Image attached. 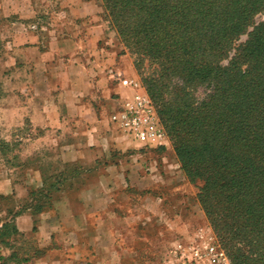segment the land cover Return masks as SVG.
Instances as JSON below:
<instances>
[{
  "label": "rangeland",
  "instance_id": "obj_1",
  "mask_svg": "<svg viewBox=\"0 0 264 264\" xmlns=\"http://www.w3.org/2000/svg\"><path fill=\"white\" fill-rule=\"evenodd\" d=\"M85 1H95L100 6L98 23L105 34L98 42V48L107 47L113 56L122 57L119 64L123 72L121 75L114 71H106V75L94 74L99 84L82 100L84 108L75 113L62 111L59 104L62 97L54 87L48 92L42 88L37 92L33 89L14 90L15 100L24 108H33V102L42 104L46 100V115L49 117L46 122L42 119L32 121L24 109L18 120H0V178L22 180L33 187L23 207L18 206L11 195L0 194V220H9L8 214L29 205L35 210H46L61 194H76L87 181L94 179V184L89 186V195L100 196L101 200L86 208L79 218L84 239L90 232L101 234L103 226L110 225L120 235L123 233L121 240L126 241L124 233L129 229L142 230L143 205L151 217L158 210L162 211V215H156L161 229L170 225L174 230L173 236L163 238L159 264L173 260L172 247L179 241L185 246L212 244L228 264H243L239 256L251 254V248L245 249L239 243L228 244L224 236L214 232L205 214L208 206L203 197L204 185L214 169L209 164L202 169L198 162H190L185 155L176 154L170 133L146 94L134 58L124 48L101 0H0V17L6 15L10 21L26 23L40 34L56 30L61 25L75 27L76 24L83 28L81 24L87 25L89 19H74L70 8L74 3ZM262 24L264 11L252 17L246 31L234 41L235 47L245 44L255 28ZM83 42V52L92 54L94 47H88L85 40ZM232 54L233 50L229 55ZM227 62L223 60L220 65L225 66ZM140 72L142 75V67ZM148 73L145 68L143 76ZM104 77L107 84L121 78L130 94L119 101L116 95H110L109 99L106 94L109 87L104 85ZM27 81L25 75L20 84L22 88L27 86ZM11 83L14 80L10 82L8 73H0V99L10 92ZM208 94L207 87H200L195 98L200 102ZM110 133L120 138L113 140ZM100 177L109 179L111 184H95ZM149 198L155 201L150 202ZM111 211L130 218V221L103 218L105 212ZM0 244L9 247L8 256L3 257L0 253V264H21L46 255L62 258L67 254L61 245L57 247L56 242L40 243L32 235L14 233L10 227L0 232ZM80 252L86 254L85 250Z\"/></svg>",
  "mask_w": 264,
  "mask_h": 264
},
{
  "label": "trees",
  "instance_id": "obj_2",
  "mask_svg": "<svg viewBox=\"0 0 264 264\" xmlns=\"http://www.w3.org/2000/svg\"><path fill=\"white\" fill-rule=\"evenodd\" d=\"M101 2L176 154L214 169L203 196L214 232L251 248L240 263L264 264V24L234 45L264 0ZM200 87L209 94L197 102ZM27 209L42 211L8 214L0 232L16 233L12 218Z\"/></svg>",
  "mask_w": 264,
  "mask_h": 264
},
{
  "label": "crops",
  "instance_id": "obj_3",
  "mask_svg": "<svg viewBox=\"0 0 264 264\" xmlns=\"http://www.w3.org/2000/svg\"><path fill=\"white\" fill-rule=\"evenodd\" d=\"M70 12L76 20L89 19L88 24H81L83 28L76 24L75 27L70 24L67 27L61 25L56 30L40 34L33 31L26 23L18 20L10 21L6 15L0 17V73H8L10 82L14 80V83L10 84V92L4 96L5 98L0 99L1 121L18 120L19 117L21 118L20 111L24 109L29 112L27 114L32 121L42 119L46 122L49 117L46 115V100H43L42 104L33 102V108L30 106L24 108L14 98L16 89H33L37 92L42 88L48 92L49 88L54 87L62 97L59 103L63 108L62 111L69 110L75 113L84 108L81 106L82 100L99 84L96 77H93L94 74L106 75L113 71L122 74L119 64L122 57L113 56L107 47L98 48V42L105 34L103 27L98 23L100 6L95 1L74 3ZM83 40L88 47H94L92 54L83 52ZM93 56H96L95 60ZM116 60H119L117 65ZM110 64L114 65L108 66ZM25 75L28 78L27 86L22 88L20 84ZM102 80L105 82L104 85L109 87L106 89L109 99L110 95H116L119 101L130 94V89L125 87L121 78H116L111 84H107L105 77ZM7 90L4 89L5 92H8ZM29 104L31 105V102ZM18 106L20 107L17 108ZM8 111L11 113L9 117ZM110 138L116 140L120 137L110 133ZM119 166L121 168L122 164ZM108 168L111 169L112 166ZM108 180L100 177L95 184L107 186L111 184ZM93 184L94 179H90L78 193L61 194L46 210L32 212L27 209L13 216L11 222L18 235H32L40 243L56 242L57 247L61 245L67 251L62 258L46 255L21 264H83L84 262L86 264H159L161 257L158 255L163 238L174 234L170 225L161 229L157 224L156 215H162L160 210L158 213L153 211L155 215L151 217L142 205V230L129 229L124 233L126 241L121 240L123 233L120 235L110 225H102L101 234L90 232L84 239L80 231L79 218L86 212V208L97 205L101 200L100 196L89 195V186ZM31 191H33L31 183L7 177L0 178V194L11 195L18 206L20 204L24 206ZM103 200L107 201V199ZM149 201L155 200L149 198ZM103 218H114L119 221L123 219L127 223L130 221V218L120 216L114 211L105 212ZM8 248L0 244L1 256H8ZM80 250H85L86 254L84 252L82 254Z\"/></svg>",
  "mask_w": 264,
  "mask_h": 264
},
{
  "label": "built area",
  "instance_id": "obj_4",
  "mask_svg": "<svg viewBox=\"0 0 264 264\" xmlns=\"http://www.w3.org/2000/svg\"><path fill=\"white\" fill-rule=\"evenodd\" d=\"M173 260L164 264H228L221 253L209 243L185 246L175 242L172 247Z\"/></svg>",
  "mask_w": 264,
  "mask_h": 264
}]
</instances>
